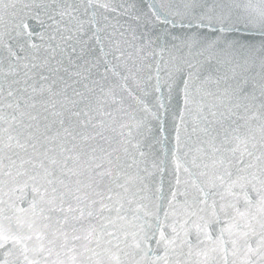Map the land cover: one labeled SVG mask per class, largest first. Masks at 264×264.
<instances>
[{"label": "snow or ice", "instance_id": "obj_1", "mask_svg": "<svg viewBox=\"0 0 264 264\" xmlns=\"http://www.w3.org/2000/svg\"><path fill=\"white\" fill-rule=\"evenodd\" d=\"M0 264H264V0H0Z\"/></svg>", "mask_w": 264, "mask_h": 264}]
</instances>
